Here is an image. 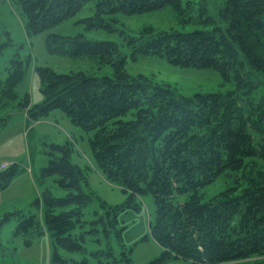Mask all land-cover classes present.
<instances>
[{
	"label": "trees",
	"instance_id": "obj_1",
	"mask_svg": "<svg viewBox=\"0 0 264 264\" xmlns=\"http://www.w3.org/2000/svg\"><path fill=\"white\" fill-rule=\"evenodd\" d=\"M30 35L76 17L89 3L94 14L77 23L117 33L120 16L169 9L184 32L145 26L139 35L122 30L116 41L50 34L47 51L88 58L103 75L68 73L39 66L44 100L33 103L16 91L27 63L18 52L0 73V130L16 107L32 124L61 111L82 133L97 170L121 187L124 200L111 204L91 186L95 171L73 140L53 144L35 182L53 179L29 211L11 213L14 236L26 246L47 234L49 264H133L134 248L123 242L120 216L156 205L155 222L143 241L161 249L149 264H228L264 257V0H14ZM0 56L13 45L10 32ZM153 56L182 69L212 70L226 89L183 93L155 75L133 74L128 61ZM23 169L0 172V191ZM225 187L208 196L205 189ZM57 190L60 194H56ZM7 216V217H10ZM1 225V224H0ZM3 249L0 240V249ZM255 264H264V260Z\"/></svg>",
	"mask_w": 264,
	"mask_h": 264
},
{
	"label": "rangeland",
	"instance_id": "obj_2",
	"mask_svg": "<svg viewBox=\"0 0 264 264\" xmlns=\"http://www.w3.org/2000/svg\"><path fill=\"white\" fill-rule=\"evenodd\" d=\"M93 14L94 4L89 3L76 17L40 34L30 35L26 30L25 18L19 5L14 0H0V43L7 37L6 32H10L13 39V45L6 48L0 56V73L5 75L11 59L18 52L25 61L29 60L25 77L16 89L21 98L29 93L33 103L43 102L41 79L37 72L39 66L49 67L61 73L87 71L103 75L111 72L109 67L103 70L98 69L99 65L88 58H70L49 53L46 41L52 33L65 36L82 33L89 39L116 41L123 46L127 41L121 29L129 34L139 35L145 26H154L157 29L175 28L184 32L203 28L202 25L192 24L182 27L169 9L145 15L120 16L117 23L120 31L117 33L87 28L86 23H77ZM123 47L125 51H128L126 46ZM128 70L133 74L155 75L159 81L175 85L187 95L196 92H215L227 88L221 86L218 74L212 70L182 69L153 56H141L135 61L129 59ZM14 106L9 110L7 127L0 130V172L12 166L23 170L7 188L0 191V240L3 247L0 249V264H49L48 235L34 237L31 246H26L23 236H14L13 231L17 220L10 214L19 210H35L33 202L42 196L45 186L50 185L53 189L55 188L53 179L47 180L46 184L40 182L37 184L34 179L35 173L38 172L40 176L42 168L48 164L50 160L48 152L51 150V145L73 140L80 154V157L76 155L74 160L82 164L87 163L95 170L90 181L93 189L111 204H119L125 197L120 186L108 182L97 170L88 142L81 139L82 133L72 125L66 115L57 111L56 114L45 119L46 122L41 123L40 126L36 123L33 125L27 122L26 114ZM3 162L9 163V167L1 169ZM224 187L225 184L218 181L207 187L205 192L211 196ZM54 191L60 194L57 190ZM140 201L143 206L141 210H130L120 216L122 223L126 225L122 238L128 248H134L133 264H149L161 253L159 245L153 239L143 241L150 233V225L155 222L156 205L150 196L143 197ZM9 215L10 217H7ZM261 260H264V257L228 264H255ZM165 264H186V262L174 260Z\"/></svg>",
	"mask_w": 264,
	"mask_h": 264
},
{
	"label": "crops",
	"instance_id": "obj_3",
	"mask_svg": "<svg viewBox=\"0 0 264 264\" xmlns=\"http://www.w3.org/2000/svg\"><path fill=\"white\" fill-rule=\"evenodd\" d=\"M55 114L57 113V112H54ZM54 113L51 115V116H53L54 115ZM50 116V117H51ZM49 118V117H48ZM47 119V118H46ZM44 122H46V120L44 119V120H41V121H38V122H35L36 124H38L39 126L41 125V123H44ZM35 123H32L33 125L35 124ZM25 124H27V122L25 123Z\"/></svg>",
	"mask_w": 264,
	"mask_h": 264
},
{
	"label": "built area",
	"instance_id": "obj_4",
	"mask_svg": "<svg viewBox=\"0 0 264 264\" xmlns=\"http://www.w3.org/2000/svg\"><path fill=\"white\" fill-rule=\"evenodd\" d=\"M9 167V163H7V162H3L2 164H1V169H6V168H8Z\"/></svg>",
	"mask_w": 264,
	"mask_h": 264
}]
</instances>
